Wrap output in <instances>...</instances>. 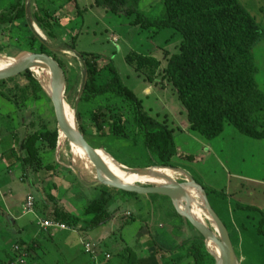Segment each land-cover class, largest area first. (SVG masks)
<instances>
[{
    "label": "rangeland",
    "instance_id": "1",
    "mask_svg": "<svg viewBox=\"0 0 264 264\" xmlns=\"http://www.w3.org/2000/svg\"><path fill=\"white\" fill-rule=\"evenodd\" d=\"M239 1L264 28V0ZM139 8L143 11L144 16L157 18L163 13V0H141ZM2 10L13 12L15 16H19V12L24 14V16L20 14L22 20L11 25L12 34L17 35L18 28H20L21 37L25 39L30 34L28 21H32L34 32L52 49V52L44 54L53 57L66 74L65 98L72 99L73 106L70 104L69 106L74 110L78 128L82 125L87 131L92 132V120L96 110V106L94 108V105L88 103V100L81 95L84 63L80 54H99L102 58L113 60L123 83L142 100L147 112L160 122H166L169 128L175 130L178 155L173 159L175 166L173 168H177L175 172L179 174L176 176L177 182L183 183L187 178L183 171L188 172L196 181L218 191L220 195L216 197L223 205H228L233 209L243 205L252 206L264 212V140H256L242 135L229 124L226 125L223 134L212 140L191 131L186 110L171 84L162 76V71L156 72V75L152 76L153 82L150 83L147 79L149 75L146 73L148 68L143 71L145 74L143 75L127 61L131 58L134 64L135 53H138L152 55L165 64L166 56L170 55L171 57L177 53L182 41L181 34L168 28L142 27V19L138 18L136 13L129 15L124 12L116 13L109 7L97 5L96 0H0V11ZM1 28L0 30H2ZM0 34L5 36L2 41L0 37L2 44L12 43L11 33L0 32ZM22 38L18 36L20 41H24ZM254 56L259 68V73L256 76L257 82L264 90V37L256 45ZM30 71L39 81L35 72ZM49 108L50 106L41 100L32 109L19 112L14 104L0 97V151L5 152L10 145H13L14 141H10L12 134H15L18 143L20 142L28 122L39 117L42 118V123H44V118L51 122L54 117L56 120L54 106L53 112L49 113ZM109 112L110 114H105L106 120L110 121L107 122L114 125L122 123L118 117L122 116L123 111L119 108H110ZM125 115L128 118L131 117L130 114ZM7 116L10 117L6 118ZM55 120L51 127L58 128L57 120L56 123ZM19 122H22L23 125ZM108 125L105 123V130H108ZM117 135L115 139L109 138L104 142L95 137L96 135L88 136L93 144L98 146L99 143L98 153L105 163L123 165L131 169L156 167L150 166V158L139 142H135L130 135L126 138H121L119 136L121 134ZM40 146H42L41 153H39V158H36V160L42 159L39 167H43L47 162L56 161L73 172L67 176L73 186L61 181L62 185L59 186L58 191L53 192L57 193L58 198L63 199L60 204L62 210L71 211L74 217L85 219L86 216L83 218L84 207L88 200L103 194L101 184H97L96 168L88 169L85 167L84 161L74 158L69 142L60 144V137L55 153L46 144ZM4 171L6 170L0 169V173ZM22 172L21 169L15 167L14 173L11 175V184L14 186L17 199L25 196L29 191L36 197V189L28 187L26 183L20 181L19 177L23 174ZM37 175L39 174L37 173ZM78 181H82L83 186ZM115 181L128 184L121 179ZM70 187L71 190H69ZM223 193L225 194L223 195ZM125 194L129 193L125 192ZM130 195L131 197L125 196L122 200L118 199L111 206L110 209L114 213V217L98 228L82 232L70 225L72 230L69 233L66 230V232L53 231L54 228L44 230L49 233L52 230V235L55 238V240H47L43 245L44 250L45 248L49 250V261H53L56 253H60L57 239L59 240L61 236L59 233L62 232H65L66 236L71 239V243H69L75 250H81V238L94 244L100 264H107L110 260L106 259V254H117L127 246L137 248L141 244L142 251L145 250L150 238L158 245L167 248H173L177 244L181 246L180 250L184 248L182 246L184 244L190 246L198 236L195 229L173 214L172 211L179 214L175 209L176 205L172 200L169 202L163 198L164 195H158L156 198L152 195ZM227 210L228 208H225L223 211L224 216L221 214L222 218L227 224L230 223V220L234 223V213L230 212L228 215ZM35 213L37 219L44 218L36 210ZM35 216L30 213L24 216V220H34ZM39 235L41 236V234ZM232 237H234L233 234ZM236 238L238 241L234 240L235 246H233L239 264H264L263 237L239 233ZM256 238L261 240H256V245H254L252 242ZM24 239H28V236L18 237L15 246L26 244L27 254L35 257L33 249H37L35 244L38 242H33V247H30L31 243L29 244ZM243 241L244 248L242 247ZM251 249L257 251L259 256L257 253H251ZM210 254L213 258L206 257L204 264H216V257L212 253ZM28 261V264H32V260ZM116 262L117 260L114 259L113 263ZM41 263L44 264V260Z\"/></svg>",
    "mask_w": 264,
    "mask_h": 264
},
{
    "label": "trees",
    "instance_id": "2",
    "mask_svg": "<svg viewBox=\"0 0 264 264\" xmlns=\"http://www.w3.org/2000/svg\"><path fill=\"white\" fill-rule=\"evenodd\" d=\"M140 1L96 0V3L109 7L116 13L124 12L127 15L136 13L137 17L142 19V27L173 29L181 34L182 41L177 53L165 57V64L152 55L138 53H135L134 64L131 58L127 59L129 64L135 66V70L143 75H145L143 71L148 68L146 73L149 75L147 79L150 83L153 82L152 76L159 70L162 71V76L171 84L186 110L191 131L212 140L219 137L229 124L242 135L263 140L264 90L257 82L259 68L254 49L264 37V28L256 18L239 0H163L164 9L161 16L150 18L144 16L140 10ZM20 14L24 16L20 12L19 16H15L13 12L0 11L2 27L0 32L12 34L11 25L22 20ZM28 23L30 34L25 35V39L21 37L20 28L17 32L24 41H20L17 35L12 34V43L15 44L0 42V54L13 56L23 51L31 53L37 51L40 54L52 52L50 46L34 32L32 21ZM0 37L1 41L5 39L2 34ZM80 56L84 63L81 95L88 103L93 104L94 108L96 106L92 132L87 131L82 125L79 127L86 140L97 149L99 143L98 146L93 144L88 138L89 135H96L95 137L103 142L109 138L115 139L117 134H121L119 135L121 138L130 135L148 154L150 166L174 167L173 159L178 155L175 130L147 112L142 100L123 83L112 59H105L94 53H82ZM0 97L14 104L19 112L32 109L41 100L50 106L49 113L53 112L50 96L30 70L16 77L0 80ZM66 102L73 106L71 98L66 97ZM110 108H119L123 111L122 116L118 117L122 123L114 125L106 120L105 114H110ZM125 114H130L131 117L128 118ZM54 120L55 117L52 122L44 118L42 123V118L39 117L28 122L23 138H20L16 148L11 149V153L16 155L17 162L22 165L25 174L32 176L34 173L40 179L36 183L40 185V193L34 196L36 212L42 214L44 218L64 222L87 232L107 223L114 217L111 206L118 199L122 200L123 197L131 195L101 185L103 194L89 199L84 207L85 219L76 218L71 211L62 210L60 204L63 199L58 198L57 193L53 192L58 191L62 185L61 181L73 186L67 179V176L73 173L72 170L56 161L47 162L43 167H39L42 159L36 160L41 153L40 145L46 144L54 153L57 150L59 129L51 127ZM105 123L109 124L108 130H105ZM19 124L23 125L22 122ZM60 177L63 180H60ZM78 182L83 186L82 181ZM200 184L207 188L203 183ZM207 190L211 205L228 228L234 246V240L238 241L236 237L239 233L261 236L264 240V212L254 207L239 206L241 212L238 214L235 213L237 211L234 212V223L230 220L227 224L221 214L223 215L225 208H228L226 212L228 215L232 211L227 204L225 206L219 202L216 197L220 195L219 193L208 188ZM156 197L158 196H154ZM163 198L171 202L169 197ZM175 208L179 210L176 206ZM172 212L195 229L186 218L176 211ZM196 231L198 236L191 245L184 244L182 245L184 248L180 250L181 246L177 244L173 248H167L150 238L145 250L142 251L141 244L138 248L127 246L117 254H111L112 257L107 264H204L206 257L213 256L206 249L203 235ZM256 240L261 239L253 240L254 245ZM25 245H19L21 251H27ZM244 246L243 241L242 247ZM250 252L257 253L254 250ZM114 259L117 260L116 263H113Z\"/></svg>",
    "mask_w": 264,
    "mask_h": 264
},
{
    "label": "water",
    "instance_id": "3",
    "mask_svg": "<svg viewBox=\"0 0 264 264\" xmlns=\"http://www.w3.org/2000/svg\"><path fill=\"white\" fill-rule=\"evenodd\" d=\"M38 63L46 65L51 68L52 76H51V83H52V93H48L55 111V116L59 128V137L60 131L62 130L67 136V138L72 141L76 142L79 147L90 157L92 163L96 168V179L97 184L107 185L110 187L117 188L123 192L129 194H137V195H164L173 201V204L177 197L175 196V192L184 200L185 203H188V196L184 194L182 188L187 187L188 185H193L198 188L203 194V203L204 206L214 221L219 236H217L208 226L202 224L198 220H196L193 216H191L188 212L187 214L181 213L179 210L180 215L184 216L194 227L198 230L205 239V244L207 241L214 242L219 250H220V258L216 257V264H239L238 258L232 244V240L223 220L220 216L216 213L214 208L211 205L208 190L203 185L198 183L188 172L183 171V173L187 176L188 181H184L183 183L176 182L175 185L171 186H160V185H128L117 182L112 179L110 175L108 166L104 163L102 158L100 157L98 151L100 149L94 148L85 138L84 134L80 131L79 128H72L65 117L64 112V102H66L65 98V89H66V74L63 71L60 64L51 56L44 53H31L30 57L27 58L24 62H21L15 65L12 68L7 69L4 72L0 73V80H6L9 78L16 77L27 70H32V67ZM29 115V113H28ZM123 166V165H122ZM125 171L129 172H137L138 174H150L152 173L153 168H146V169H131L126 166H123ZM156 168V167H155ZM159 168H169L172 170H176L177 168L173 167H159ZM207 247V244H206ZM208 249V248H207ZM209 251V250H208ZM210 252V251H209ZM212 253V252H210ZM213 254V253H212ZM214 255V254H213ZM215 256V255H214Z\"/></svg>",
    "mask_w": 264,
    "mask_h": 264
},
{
    "label": "crops",
    "instance_id": "4",
    "mask_svg": "<svg viewBox=\"0 0 264 264\" xmlns=\"http://www.w3.org/2000/svg\"><path fill=\"white\" fill-rule=\"evenodd\" d=\"M8 117L10 116H7L6 118ZM14 121L16 120L14 119ZM15 136V134H12V137L10 136V141H14L13 145H10L9 149L5 152L0 151V169L6 170L3 173H0V264H23L18 261V256L20 254L16 251L14 246L16 245L18 237L24 238V236H28V239L24 240L29 244L31 243L30 247H33V242H38L37 244H35V247H37V249H33L35 250L36 256L31 257L27 254V256L29 257H26L25 259V263L27 262L26 264H28V260H32V262L30 261L32 264H43L41 263L42 260H44V264H94L91 256L83 251L84 248L82 241H84V238L80 239L81 250H75L73 249L72 244H70L71 239L68 238V236H66L65 234L66 231L69 233L70 230L65 231L56 228H54L53 231L58 230L65 232L59 233L61 236L59 240L57 239L60 245V253H56V257L53 258L54 260L49 261V250L46 248L44 250L43 245L47 240H55L54 236L52 235L53 231L51 230V232L49 233V231H43L41 228H39L40 226H38L39 223L37 217L35 216L36 214H34V220H24V216L30 214L24 212V202L28 195L33 194L29 191V194L27 193L25 196L17 199L15 193L16 191H14V186L11 184V175H13L14 173V168L17 167L18 169H21L23 171L22 165L17 162V157H15L11 153V149L16 148L19 145L17 136ZM22 173L23 174H21L19 177L20 181L26 183L28 187L35 188L37 193H40V185L36 184L40 180L39 177L37 176L36 178H34L36 175L32 174V176H29L27 175V173L25 174L24 171ZM208 189L219 193L212 187H209ZM224 194L225 193H223V195ZM229 209L232 211V213H234L235 211H237L235 212L237 214L238 212H241L238 207L237 209H233L232 207H230ZM50 211L52 212V210ZM39 234H41V236ZM72 234L78 235L77 233ZM64 235L66 236V238Z\"/></svg>",
    "mask_w": 264,
    "mask_h": 264
},
{
    "label": "bare ground",
    "instance_id": "5",
    "mask_svg": "<svg viewBox=\"0 0 264 264\" xmlns=\"http://www.w3.org/2000/svg\"><path fill=\"white\" fill-rule=\"evenodd\" d=\"M30 54L31 52L23 51L13 56L0 55V73L6 71L9 68L14 67L15 65L21 62H24L25 60H27L28 57H30ZM32 70L38 76L39 82L41 83V86L44 89V91L47 94L48 93L51 94L52 93L51 68L41 63H38L32 67ZM64 112L68 124L72 128H78V123L74 110L71 109V107L67 102H64ZM67 141L69 142L70 151L72 152L74 158H78L84 161L85 162L84 165L88 169L95 167L88 154H86L76 142L70 141L67 138V136H65L64 132L61 130L60 144ZM105 164L108 166L110 175L112 176L113 180L121 179L130 185L148 184V185L171 186L176 184L177 182L176 176L179 175L178 173L175 172V170L169 168L153 167L152 173L150 174H138L137 172L134 173V172L125 171L124 167L122 166H118L110 163H105ZM184 181H188L187 178H185ZM182 191L184 192V194H186V196H188L189 202L185 203L184 200L178 195V193L175 192V196L177 197V199L175 200L174 203L177 206V208L182 213L187 214L188 212L196 220L208 226L217 236H219L218 229L204 206L202 199L203 197L202 192L198 188H196V186H193L191 184L188 185L187 187L182 188ZM206 244L208 250L212 252L215 255V257L220 258V250L218 246L214 242L209 240L207 241Z\"/></svg>",
    "mask_w": 264,
    "mask_h": 264
},
{
    "label": "built area",
    "instance_id": "6",
    "mask_svg": "<svg viewBox=\"0 0 264 264\" xmlns=\"http://www.w3.org/2000/svg\"><path fill=\"white\" fill-rule=\"evenodd\" d=\"M24 212L25 213H35V198L33 195H28L26 203L24 205ZM38 223L40 228L44 231V230H48L51 228H56V229H60V230H71L70 227L68 226L66 223L64 222H59V221H55V220H50L47 218H42L41 220L38 218ZM83 243V248L85 250L86 254H89L92 258V260L94 261V264H100V258L96 252V250L94 249V244H92L89 240L88 241H82ZM16 251L19 252V256H18V261L20 263H25V259L27 257V252L26 251H21L19 245H17L15 247ZM106 259H110L111 255L110 254H106Z\"/></svg>",
    "mask_w": 264,
    "mask_h": 264
}]
</instances>
